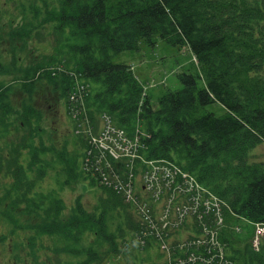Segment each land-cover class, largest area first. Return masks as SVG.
Returning <instances> with one entry per match:
<instances>
[{"label":"trees","instance_id":"obj_1","mask_svg":"<svg viewBox=\"0 0 264 264\" xmlns=\"http://www.w3.org/2000/svg\"><path fill=\"white\" fill-rule=\"evenodd\" d=\"M27 9L40 24L22 14L12 40L27 42L38 27L48 26L53 50L33 63L23 87L31 95L43 79L54 88L75 124L80 151L68 156L65 148H48L38 112L23 107L17 125L23 133L0 155V174L11 179L0 215L12 232L32 231L31 249L38 237L56 238L63 244L56 253L79 258L74 264L118 257L132 240L141 249L159 245L156 236L144 234L134 204L117 187L129 183L136 199L147 201L141 181L150 163H165L177 168L176 183L186 174L194 192L198 186L219 199L223 223L218 246L189 244L205 234L204 227L215 229L214 213L202 208L178 229H165L169 256L160 264H178L192 253L196 262L188 264H264V245L255 249L251 242V223L264 224V161L250 160L264 143V0H33ZM157 36L186 47L193 71L179 73L181 87L167 89L154 103L132 66L113 57L152 45ZM4 72L11 74L0 63V75ZM11 111L0 81L4 132ZM103 115L134 142V157L115 159L92 144ZM48 151L64 164L65 184L82 179L100 188L92 210L76 198L64 215L56 191L36 190L52 167L44 159ZM190 195L182 192L173 201L186 204Z\"/></svg>","mask_w":264,"mask_h":264},{"label":"rangeland","instance_id":"obj_2","mask_svg":"<svg viewBox=\"0 0 264 264\" xmlns=\"http://www.w3.org/2000/svg\"><path fill=\"white\" fill-rule=\"evenodd\" d=\"M33 0H0V63L9 67L11 74L4 72L0 75V81L6 92V99L12 106L9 114L11 122L9 131L4 132L0 127V155L7 154V149L18 142L23 131L18 129L19 114L23 107L30 105L38 112L41 121V138L44 144L51 150L66 149L68 156H73L79 148L76 145V132L73 120L68 116L65 102L60 100L54 88L40 79L32 86L29 95L23 87L26 72L33 63L42 57L52 53L53 35L49 34V27H38V35L32 39L17 40L10 36V32L16 28L25 15L27 20L34 21L30 13L29 5ZM18 23V24H17ZM40 24L39 22H36ZM20 26V25H19ZM193 55L186 47L173 46L166 43L160 37L154 38V44L142 43L136 51H123L113 57V61L132 66L135 75L146 88L152 101L156 103L159 96L167 89L181 87L178 78L179 73L193 71ZM9 64V65H8ZM31 78L28 74L27 81ZM99 122V126H101ZM24 153V158L27 157ZM46 159L52 167H48L42 180L37 184V191L44 193L56 191L65 205L64 215L69 214L76 198H80L88 210L96 205L101 191L99 187L89 185L86 181L78 179L65 184L66 168L59 162L52 151L46 152ZM252 161H264V143L255 147L250 154ZM11 183L10 177L0 174V199L4 195L6 187ZM140 184V181L137 182ZM1 201V200H0ZM6 204L0 202V211ZM158 210L156 214L158 215ZM18 218V216L16 215ZM21 220L22 218L19 217ZM32 231L16 229L12 232V226L0 215V264H74L79 258H72L65 253H56V246L63 245L56 238L47 236L38 237L31 249L27 240ZM185 235V232H182ZM187 236H184L186 238ZM87 241L84 240L82 244ZM33 253L36 257H33ZM166 252L160 245L153 244L147 249H141L131 241L128 248L120 256L110 257L101 264H160L166 258Z\"/></svg>","mask_w":264,"mask_h":264},{"label":"built area","instance_id":"obj_3","mask_svg":"<svg viewBox=\"0 0 264 264\" xmlns=\"http://www.w3.org/2000/svg\"><path fill=\"white\" fill-rule=\"evenodd\" d=\"M102 123V129L99 134L92 137V144L115 159L134 157L135 154L130 151L134 142L126 137L121 129L113 126L107 115L102 116ZM150 164V169L144 175L143 182L141 181L147 201L137 200L129 183L117 187L125 200L134 204L142 223L145 225L146 231L144 234L156 236L159 245L169 256L168 243L164 240L162 232L165 229H178L180 225L182 226L186 222L189 215L195 214L199 208H202L205 212L214 213L215 229L204 227L205 234H202L189 244L206 245L209 243L212 246H218L217 234L223 223L219 199L205 189L200 191L198 186H196V191L194 192L193 178L188 177L186 174L181 175V183H176L175 177L178 174L176 167L165 163ZM182 192L191 194L187 199V205L173 201V197ZM162 195L166 198L160 199ZM149 201L152 203L153 208L159 211L158 215L155 212V216H153ZM254 227L255 235L252 244L255 249H258L260 244L264 245V224L255 223ZM184 245H187V243L183 241L182 246ZM194 262H196V257L193 253L186 259L178 260V264Z\"/></svg>","mask_w":264,"mask_h":264}]
</instances>
